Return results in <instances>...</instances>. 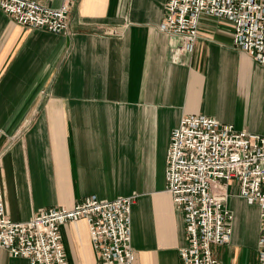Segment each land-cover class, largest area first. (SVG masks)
Listing matches in <instances>:
<instances>
[{
	"label": "crops",
	"instance_id": "1",
	"mask_svg": "<svg viewBox=\"0 0 264 264\" xmlns=\"http://www.w3.org/2000/svg\"><path fill=\"white\" fill-rule=\"evenodd\" d=\"M70 2L64 34L15 23L0 9V180L7 214L86 198L136 197L134 264H182L184 216L167 191L171 133L205 116L264 137V68L233 45L232 25L202 17L191 55L160 32L166 0ZM232 241L214 246L221 264H259L261 210L228 185ZM69 264H97L85 220L61 226ZM0 264H30L0 248Z\"/></svg>",
	"mask_w": 264,
	"mask_h": 264
},
{
	"label": "built area",
	"instance_id": "2",
	"mask_svg": "<svg viewBox=\"0 0 264 264\" xmlns=\"http://www.w3.org/2000/svg\"><path fill=\"white\" fill-rule=\"evenodd\" d=\"M70 2L51 8L35 0H0V9L31 29L66 33ZM228 21L233 45L264 68V0H166L160 32L178 40L173 62L191 55L202 17ZM172 131L167 155V191L176 211L184 216L189 244L180 250L182 264H221L214 246L232 241L233 213L226 206L228 185L261 210L257 251L264 264V137L238 131L211 117L186 116ZM136 197L102 200L86 198L72 208L41 209L27 222H16L6 212L0 180V248L30 264H69L61 226L85 220L97 253V264H134L131 215Z\"/></svg>",
	"mask_w": 264,
	"mask_h": 264
}]
</instances>
